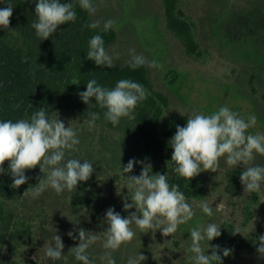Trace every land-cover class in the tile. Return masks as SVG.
I'll return each mask as SVG.
<instances>
[{"label":"rangeland","instance_id":"374dc122","mask_svg":"<svg viewBox=\"0 0 264 264\" xmlns=\"http://www.w3.org/2000/svg\"><path fill=\"white\" fill-rule=\"evenodd\" d=\"M36 4L38 0H29ZM181 7L195 23L197 40L201 47V57L187 53L182 42L167 28L162 0H105L96 2L92 23L99 21L103 28L105 21H116L113 26L118 32V41L108 48L119 52L114 64L124 65L131 61L129 49L143 54L149 61L155 60L161 67L151 68V76L156 90L170 97V107L164 118L191 115L194 112L212 114L218 108L227 105L239 112L245 119L254 115L256 125L249 129L253 134L264 133V0H180ZM6 34L14 33L7 30ZM135 115V114H134ZM77 131L80 140L78 152H67L66 158L88 160L93 164L94 172L88 181H81L77 188L57 195L48 187L38 197H33L39 179L46 176L39 166L26 170L32 175L31 187L20 200L6 201V208L19 216L28 218L33 233L21 244L9 243L0 254L6 261L19 264H80L70 249L78 246L79 239L70 238L67 233L83 228L98 236L89 252L96 264L103 249L106 211L114 208L127 218L135 208L125 211L124 197L132 203L125 177L121 175L122 165L135 159L145 165H151L152 174H163L159 163L148 156L140 144L132 137L133 124L136 121L123 118L121 126L111 129L102 119L89 126L90 116H79L55 110L51 117H57ZM136 117V116H135ZM264 166V156L257 155L252 162ZM9 162L4 164L5 172L0 174V182L5 178ZM239 167L229 168L221 158L217 172L203 171L209 188V196L204 200L188 201L193 205L196 215L186 225H180L172 236L164 237L162 231L146 230L141 232L132 226L136 233L132 242L122 245L113 252L116 264H127L130 256L142 254L146 259L142 264H193L189 259L192 253L190 232L197 221L202 224L214 222L222 227L223 223L235 225L241 237H247L257 230L264 231V184L259 193H245L240 183L236 195L226 191L227 173ZM141 163L135 164L131 173L139 176ZM93 181V182H92ZM90 182L95 183L103 192L102 208L92 210L85 207L72 208L70 197L73 191L83 186L91 190ZM94 185V184H93ZM253 196L257 201L253 202ZM207 201L213 208L209 217L199 207ZM223 202L222 211H216V205ZM249 214H245L246 208ZM61 236L65 245L63 257L51 261L46 256V248L53 244L52 236ZM219 245L214 240L202 242L205 253L212 254V247ZM232 264H264V256L259 253L243 252L234 258Z\"/></svg>","mask_w":264,"mask_h":264},{"label":"clouds","instance_id":"9594fccd","mask_svg":"<svg viewBox=\"0 0 264 264\" xmlns=\"http://www.w3.org/2000/svg\"><path fill=\"white\" fill-rule=\"evenodd\" d=\"M35 2V0H34ZM89 15H95L97 7L93 0H38L35 7L34 21L31 27L41 41L49 39L57 32L59 26L75 23L77 13L76 4ZM13 5L0 9V27L8 29L13 15ZM116 24L109 19L103 25V31H108ZM99 21L83 25L84 28L96 29ZM110 54L105 48L101 35L97 34L88 41L87 59L94 61L97 66L114 67V58H119V52L113 50ZM131 54L130 67L137 69L142 66L159 68L155 60L149 61L143 54H136L135 49H129ZM72 84H79L74 82ZM150 93L140 83L129 79L117 81L113 88L98 84L96 79L86 83V91L79 92L81 100L95 107L106 109L104 118L113 126H118L121 119L134 120V110L147 99ZM95 98L96 104L91 103ZM89 126H94L99 114L89 113ZM256 125V117L251 115L245 119L239 112L224 105L212 114L194 112L188 115L186 126H177L175 135L169 145L173 149L171 161L175 163L174 171L182 178L191 180L201 172L211 170L217 172L221 158L226 165L239 167L243 165L240 181L245 193H259L264 184V166L254 165L252 162L257 155L264 156V133H251L249 129ZM80 143L77 131L57 117H49L45 108L33 113L30 119L0 121V174L5 172L4 164L9 162L13 183L12 188H19L28 181L26 170L40 167L46 176L39 179L35 186L33 197H38L46 188H52L57 195L65 190L72 191L81 181H88L94 172L93 164L88 160L66 158L67 152H78ZM141 163L142 171L139 176L125 175L131 173L135 164ZM121 175L125 177L127 189L132 203L124 197L123 208L130 212L127 218L121 216L114 208L106 211L105 221L107 229L104 231L103 249L100 257L104 264H116L113 252L119 250L134 239L136 233L133 225L146 232L157 229L164 237L172 236L180 225L188 224L196 215L194 207L187 201L185 194L178 184H169L165 174H152L151 165L131 159L126 166L122 165ZM199 207L207 216H213V208L205 200ZM216 211H222L223 202L216 205ZM69 231L67 235L72 239H79V244L70 249L75 260L80 264H96L88 251L96 243L98 236L83 228L78 229L79 236ZM190 232L192 255L189 259L193 264H223L224 257L231 255L228 248L220 249L219 245L212 247V254L205 253L202 242L212 241L221 236V226L214 222L206 225L197 221ZM239 233V232H238ZM53 244L47 246L46 256L51 261H59L63 257L64 243L60 235L52 236ZM257 251L264 256V235L258 237ZM146 257L142 254L130 256L127 264H142Z\"/></svg>","mask_w":264,"mask_h":264},{"label":"trees","instance_id":"16d2710c","mask_svg":"<svg viewBox=\"0 0 264 264\" xmlns=\"http://www.w3.org/2000/svg\"><path fill=\"white\" fill-rule=\"evenodd\" d=\"M105 0H93V3ZM70 2V0H61ZM167 28L182 42L187 53L201 57V47L195 32V23L181 7L180 0H162ZM13 5V15L8 29L0 27V121L30 119L40 108H45L50 117L53 111L60 110L68 114L89 116L90 112L99 114L106 126L116 129L104 118L106 109L98 105L85 104L78 93L86 91V83L96 79L98 84L113 88L117 81L129 79L142 84L150 93L141 102L134 114L132 137L141 145L144 152L155 159L167 175L169 184H178L187 201L204 200L209 196V188L203 172L191 180L180 177L175 171V163L171 161L173 149L169 145L175 135L177 126H186L187 117L175 116L164 118L170 107V97L155 89L148 66L137 69L130 67V62L124 65L114 64L107 68L97 66L87 59L88 41L94 35H101L108 48L118 41L115 29L103 31V28H84L91 24V15L81 9L77 3L75 23L59 26L56 33L49 39L41 41L31 27L37 20L36 4L29 0H0V9ZM7 30L14 34H6ZM78 82L79 84H72ZM96 104L95 98L91 99ZM241 169H233L227 173L226 191L236 195L240 187ZM27 183L19 188H12V176L8 172L0 182V251L9 243L21 244L33 233L32 224L28 218L19 216L6 208V201L20 200L31 187L36 178L26 175ZM35 178V179H34ZM93 182V181H92ZM92 187L83 186L73 191L70 197L72 208L85 207L92 210L102 208L103 192L95 183ZM94 184V185H93ZM253 202L257 196H253ZM248 207L245 214H249ZM264 235L263 230H257L247 237H241L231 222L223 223L221 236L214 241L220 249L228 248L231 255L223 256V264H232L235 257L243 252L258 253V237ZM0 264H19L17 261H6L0 254ZM31 264H37L31 262ZM215 264V262H214Z\"/></svg>","mask_w":264,"mask_h":264}]
</instances>
